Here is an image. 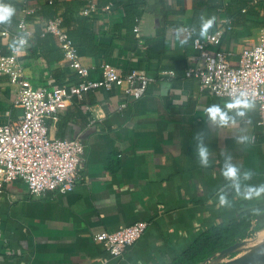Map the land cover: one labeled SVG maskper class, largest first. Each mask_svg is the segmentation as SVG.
I'll use <instances>...</instances> for the list:
<instances>
[{"label": "crops", "instance_id": "crops-1", "mask_svg": "<svg viewBox=\"0 0 264 264\" xmlns=\"http://www.w3.org/2000/svg\"><path fill=\"white\" fill-rule=\"evenodd\" d=\"M11 1L19 4L18 22L27 21L30 43L20 58L35 86L78 81L57 38L43 34L45 21L56 16L79 45L91 79H102L103 61L121 73L144 69L154 79L140 99L125 96L118 86H101L86 91L82 101L73 97L47 118L52 135L85 144L79 180L67 192L36 196L22 179L4 184L0 264H191L190 251L217 227L233 225L243 215L251 221L248 231L264 225V195L244 199L234 187L239 183L242 193L246 185H264V125L258 123L257 104L244 116L227 109L235 123L221 125L207 118L208 109L231 99L210 94L197 78L185 75L198 55L187 28L199 35L204 20L214 21L212 32L222 18L229 19L233 28L226 30L220 49L238 54L259 42L264 0H115L108 10L109 0ZM91 1L98 9L82 14ZM4 28L13 31L17 24L0 23ZM15 41L0 34V55L10 54ZM169 70L175 75L162 74ZM16 88L0 75V124L23 112L14 104ZM199 143L209 149L207 165L200 163ZM226 163L241 168L238 181L223 176ZM244 172L251 178L245 179ZM221 192L227 204L219 203ZM142 220L148 222L145 232L121 256H112L95 239L100 232ZM215 254L196 255L193 264H205Z\"/></svg>", "mask_w": 264, "mask_h": 264}, {"label": "built area", "instance_id": "built-area-1", "mask_svg": "<svg viewBox=\"0 0 264 264\" xmlns=\"http://www.w3.org/2000/svg\"><path fill=\"white\" fill-rule=\"evenodd\" d=\"M114 3L115 0H109L104 9L112 8ZM96 9L97 3L91 1L82 8L81 13L90 15ZM26 11L29 13L31 10ZM231 28L230 20L222 18L219 27L204 39L192 28H187L198 55L196 64L189 66L185 75L197 78L200 87L212 95L232 99L242 91L247 92L248 98L258 106V123L264 125V26L260 29L259 42L245 47L238 54L232 49H220L226 30ZM26 29L27 21L21 18L16 30H0L1 35L11 36L15 40L21 34L26 36L23 46L15 45L10 54L0 55V75L8 76L17 87L14 104L23 108L17 119L0 124V191L6 182L22 179L31 195H41L47 191L67 192L79 180L78 166L84 160L85 144L79 138H57L52 135L47 118L66 106L73 97L82 101L86 91L101 86L107 89L118 86L125 96L140 99L147 93V87L154 77L141 68L121 73L114 64L103 61L100 66L102 79H91L90 68L81 60L79 45L62 18L56 16L45 21L43 34L50 33L57 38L63 59L77 71L78 81L61 87H37L25 75L20 58L30 43ZM134 31L140 38L139 24ZM210 46L217 49L212 52ZM162 74L175 75L172 70L163 71ZM82 106L88 108L87 104ZM147 226L148 222L144 220L121 225L114 231L96 234L95 239L103 241L111 255L118 257L142 236Z\"/></svg>", "mask_w": 264, "mask_h": 264}, {"label": "clouds", "instance_id": "clouds-1", "mask_svg": "<svg viewBox=\"0 0 264 264\" xmlns=\"http://www.w3.org/2000/svg\"><path fill=\"white\" fill-rule=\"evenodd\" d=\"M16 12L15 7L6 2V0H0V23H11L12 18ZM214 21L212 19L204 20L200 25L199 37L201 39L206 38L209 30L212 29ZM16 46H23L26 43V36L21 34L17 40L14 42ZM253 107V101L248 98L247 92H240V94L230 101L226 102L225 106L214 104L208 109L207 118L213 121H218L221 125L228 126L231 123H235V119L229 114L227 109H235L236 114L239 116H244L247 110ZM244 137H239L238 139H243ZM198 156L200 158V163L207 165L209 163V149L203 143L198 144L197 148ZM222 174L226 179L231 181H238L242 172L241 168L233 163H226L222 170ZM245 179L251 178V172L243 173ZM234 187L237 194L242 195L244 199H251L253 197H260L264 195V185L259 187H253L251 185H246L245 190L241 193V185L235 183ZM229 202L226 193L221 192L219 194V203L224 205Z\"/></svg>", "mask_w": 264, "mask_h": 264}, {"label": "trees", "instance_id": "trees-1", "mask_svg": "<svg viewBox=\"0 0 264 264\" xmlns=\"http://www.w3.org/2000/svg\"><path fill=\"white\" fill-rule=\"evenodd\" d=\"M7 2L11 3L15 7V9L19 6V4L14 1L9 0ZM11 22L18 25V20L15 18V15L12 18ZM64 23L65 22H63V24ZM250 224L251 221L249 219V216L243 215L241 217V220L234 222L233 225L217 227L214 232H211L204 237L202 243H200L197 247L193 248V250L190 251L187 260H191L190 263L193 264L195 262L194 259L196 255L198 256L197 258L207 259L215 254L216 251L222 250L223 248L229 246V243L234 239H242L250 236L253 232L258 229H262L261 227H263L260 225L255 227L253 230L248 231Z\"/></svg>", "mask_w": 264, "mask_h": 264}, {"label": "water", "instance_id": "water-1", "mask_svg": "<svg viewBox=\"0 0 264 264\" xmlns=\"http://www.w3.org/2000/svg\"><path fill=\"white\" fill-rule=\"evenodd\" d=\"M245 243L244 240H239L230 244L223 248L218 254H215L210 258L205 264H264V243L251 246L246 253L235 255L225 262H221L223 258L241 249Z\"/></svg>", "mask_w": 264, "mask_h": 264}, {"label": "rangeland", "instance_id": "rangeland-1", "mask_svg": "<svg viewBox=\"0 0 264 264\" xmlns=\"http://www.w3.org/2000/svg\"><path fill=\"white\" fill-rule=\"evenodd\" d=\"M239 240H244L246 242L245 245L241 249L232 253L231 255H228L227 257L223 258L221 262H225L226 260L234 257L235 255H241L246 253L248 251V248L251 246L260 245L264 243V227L262 229L256 230L252 233V235L242 239H238L237 241Z\"/></svg>", "mask_w": 264, "mask_h": 264}, {"label": "flooded vegetation", "instance_id": "flooded-vegetation-1", "mask_svg": "<svg viewBox=\"0 0 264 264\" xmlns=\"http://www.w3.org/2000/svg\"><path fill=\"white\" fill-rule=\"evenodd\" d=\"M264 222V221H263Z\"/></svg>", "mask_w": 264, "mask_h": 264}]
</instances>
